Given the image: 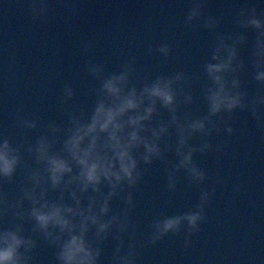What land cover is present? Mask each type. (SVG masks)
<instances>
[{"label": "clouds", "instance_id": "1", "mask_svg": "<svg viewBox=\"0 0 264 264\" xmlns=\"http://www.w3.org/2000/svg\"><path fill=\"white\" fill-rule=\"evenodd\" d=\"M206 6L207 0H188L184 17L186 27L216 33L200 71L153 78L140 75L134 55L113 72L103 62L89 61L85 71L98 82L90 110L75 105L76 92L68 83L60 101L65 122L40 126L38 117L17 113L16 127L38 130L35 141L0 133V264H37L40 243L54 250L52 264H102L108 242H114L110 264H138L143 249L169 236L182 235L185 247L192 245L208 223L216 185L224 182L217 176L201 188L210 177L197 154L224 151L226 142L212 138L234 133L237 111L250 113L264 127V10L245 3L235 16L241 31L221 34V18L205 15ZM27 7L40 22L53 11L51 0H27ZM249 30L255 37L246 64L240 53ZM93 49L82 41L81 54ZM173 50L162 43L149 46L148 53L165 63ZM245 75L259 86L254 94L245 87ZM197 85L203 105L198 114L189 111ZM156 162L163 165L165 195L175 193L183 179L200 190L199 198L176 214L162 209L140 236L133 219L135 194ZM6 185H16L15 191L10 194Z\"/></svg>", "mask_w": 264, "mask_h": 264}, {"label": "water", "instance_id": "2", "mask_svg": "<svg viewBox=\"0 0 264 264\" xmlns=\"http://www.w3.org/2000/svg\"><path fill=\"white\" fill-rule=\"evenodd\" d=\"M188 0H51L52 13L46 22L32 18L27 0H0V133L14 141L34 142L37 131L16 127L17 113L38 117L40 126L50 121L62 123L63 88L71 83L75 105L90 110L98 82L84 68L89 61L103 62L109 72L118 71L129 57L136 56L140 75L171 74L177 70L200 71L209 58L216 33L184 25ZM256 4L264 10V0H207L205 15L221 18L217 32L241 31L235 24L239 8ZM248 45L241 46V58L249 61L255 33L249 30ZM82 41L94 45L81 54ZM169 43L173 54L161 63L149 46ZM245 87L255 93L259 87L250 75L242 77ZM189 111L199 113V86ZM73 103V102H70ZM163 118H167L166 113ZM234 133L221 132L213 143H225L223 152L197 154V162L209 174L207 188L217 176L213 201L207 210L208 223L185 247L183 236L166 237L143 249L138 264H264V127L250 113L237 111L232 120ZM199 143V140H194ZM170 159L174 155L170 154ZM21 179L17 175V184ZM163 165H152L135 194L133 219L138 235L162 209L169 215L186 211L199 198V189L181 180L177 191L165 195ZM10 194L16 185L5 186ZM118 202H113L116 207ZM102 264H110L114 242L104 245ZM54 250L43 243L36 250L37 264H52Z\"/></svg>", "mask_w": 264, "mask_h": 264}]
</instances>
